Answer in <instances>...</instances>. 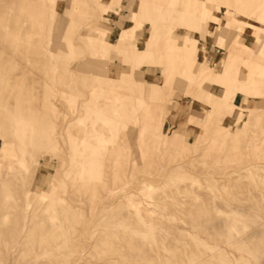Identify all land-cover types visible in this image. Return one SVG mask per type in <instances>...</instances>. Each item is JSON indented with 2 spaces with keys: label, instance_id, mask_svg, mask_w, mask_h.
<instances>
[{
  "label": "rangeland",
  "instance_id": "obj_1",
  "mask_svg": "<svg viewBox=\"0 0 264 264\" xmlns=\"http://www.w3.org/2000/svg\"><path fill=\"white\" fill-rule=\"evenodd\" d=\"M0 264H264V0H0Z\"/></svg>",
  "mask_w": 264,
  "mask_h": 264
},
{
  "label": "bare ground",
  "instance_id": "obj_2",
  "mask_svg": "<svg viewBox=\"0 0 264 264\" xmlns=\"http://www.w3.org/2000/svg\"><path fill=\"white\" fill-rule=\"evenodd\" d=\"M29 4V3H28ZM32 4H34V3H32ZM31 5V4H30ZM36 10V9H35ZM23 50H25V51H28V50H30V49H28V48H23Z\"/></svg>",
  "mask_w": 264,
  "mask_h": 264
}]
</instances>
